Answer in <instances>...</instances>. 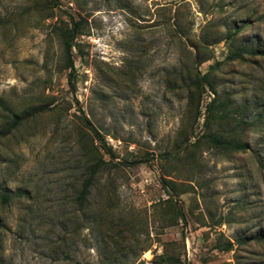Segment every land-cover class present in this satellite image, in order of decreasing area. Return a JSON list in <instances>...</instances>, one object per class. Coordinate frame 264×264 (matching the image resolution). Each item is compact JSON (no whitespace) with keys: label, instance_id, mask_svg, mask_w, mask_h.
<instances>
[{"label":"rangeland","instance_id":"obj_1","mask_svg":"<svg viewBox=\"0 0 264 264\" xmlns=\"http://www.w3.org/2000/svg\"><path fill=\"white\" fill-rule=\"evenodd\" d=\"M238 47L264 48V0H0V129L32 113L0 137V264H264V56Z\"/></svg>","mask_w":264,"mask_h":264},{"label":"trees","instance_id":"obj_2","mask_svg":"<svg viewBox=\"0 0 264 264\" xmlns=\"http://www.w3.org/2000/svg\"><path fill=\"white\" fill-rule=\"evenodd\" d=\"M71 25L69 27H66L65 29H62L60 31L61 38H62V44H63V52H64V60H65V67L69 68L68 73V83L72 90H74V83H73V75H74V63L72 59V46L74 45L75 37L77 34H79L80 26L79 22L75 21L73 18H71ZM244 53L249 55H263L264 56V48L261 50L254 49V48H245V47H238L234 50L233 54L230 55L229 58L234 57H241ZM202 60H199L198 63H200ZM192 85L194 86V90L196 91V98H197V104L196 107H199V103L201 100V95L204 89L207 87L211 94L213 95L208 102L204 105V110L206 113V120L205 124L208 122V117L211 115L213 116L214 112L218 107L220 106L221 102H218L216 100V89L209 77V72L206 71L204 73L196 72L194 76V80L192 82ZM0 106L6 110L4 103L0 100ZM199 112V111H198ZM10 113V121L8 125L5 128L0 129V137H5L8 134L12 132L15 128H17L24 120H26L30 115L31 112L27 111L22 114H17L14 112ZM82 120L84 124L92 131L94 138L99 142L100 146L105 150L107 154H109L111 157L114 156V153L111 150V147L106 143L104 140V136L96 129V127L91 123V121L85 116L82 115ZM202 139H205L209 145L220 149V150H242L244 149L245 145L238 139H229L224 137L223 135L207 131L200 135V137L197 139V142H200ZM138 162V161H136ZM106 165V162L102 159H97V161L93 162L89 168L88 173L85 176V178L82 181L81 188L78 193V201L80 205H82L84 199L87 197L88 191L90 189V186L93 184V182L96 179L98 171ZM163 184L166 186H171L170 181H164ZM0 197L3 203H7L9 199L11 198V192L4 188L0 190ZM178 216L183 218V213L178 210ZM256 239L263 240L264 239V233L258 234L256 236ZM246 238H239V243H245ZM234 244L231 241H226L224 248L226 250L232 249ZM161 258V257H160Z\"/></svg>","mask_w":264,"mask_h":264},{"label":"built area","instance_id":"obj_3","mask_svg":"<svg viewBox=\"0 0 264 264\" xmlns=\"http://www.w3.org/2000/svg\"><path fill=\"white\" fill-rule=\"evenodd\" d=\"M151 259H152V254H150V256H144V261L146 263H149L151 261Z\"/></svg>","mask_w":264,"mask_h":264}]
</instances>
